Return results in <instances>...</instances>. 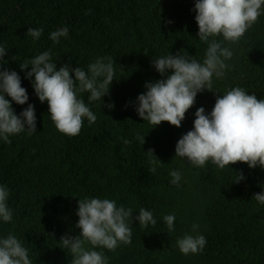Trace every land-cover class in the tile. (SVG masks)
I'll return each instance as SVG.
<instances>
[{
  "label": "trees",
  "instance_id": "1",
  "mask_svg": "<svg viewBox=\"0 0 264 264\" xmlns=\"http://www.w3.org/2000/svg\"><path fill=\"white\" fill-rule=\"evenodd\" d=\"M195 0H0V44L8 49L5 68L16 70L29 93L24 105L13 102L19 114L35 105L37 131L25 130L0 140V184L10 189L13 220L0 222V235L15 234L30 249L33 264H71L61 237L78 235L79 199L109 198L133 209L153 211L155 226L131 225L130 244L104 249L109 264H264V205L253 195L264 191V169L236 162L219 169L210 162L197 168L175 157V146L193 128L196 110L211 111L216 96L241 86L264 98V15L236 44L223 79L213 90L198 93L182 125L168 121L151 125L135 111L136 97L145 83L161 79L154 56L186 49L197 59L207 44L200 41ZM172 23H167L168 21ZM67 26L69 37L54 44L51 31ZM43 27L39 40L27 35ZM217 39H223L217 37ZM51 50L57 66L70 63L85 70L97 57L110 56L115 77L104 105L93 102L95 123L87 120L81 132L69 136L51 120L47 102L41 103L21 62ZM31 65H29V69ZM74 76V73H72ZM88 93L83 97L87 103ZM108 103L115 107L109 109ZM145 137V143L137 140ZM129 141L125 143V141ZM154 151V153L148 152ZM155 160L156 172L150 171ZM182 172L178 185L169 175ZM244 179L239 180V174ZM239 180V181H238ZM238 181V182H237ZM175 213V231L167 232L163 215ZM198 224L196 232L192 225ZM203 234L202 253L183 254L177 238ZM61 246V247H60Z\"/></svg>",
  "mask_w": 264,
  "mask_h": 264
},
{
  "label": "clouds",
  "instance_id": "2",
  "mask_svg": "<svg viewBox=\"0 0 264 264\" xmlns=\"http://www.w3.org/2000/svg\"><path fill=\"white\" fill-rule=\"evenodd\" d=\"M193 10L199 29L197 36L207 44L203 58H195L186 49L175 54L154 56L152 64L162 78L146 82V91L140 93L134 102L138 116L154 127L163 121L180 127L186 113L195 104L198 93L205 90L219 93L213 90L214 79L226 76L231 67L229 61L234 56V49L228 45L239 42L264 15V0H195ZM43 31V27H30L27 35L39 40ZM68 37L67 26L49 34L54 44ZM7 51L0 44V140L11 143L10 136L25 130L29 135L37 131V116L33 103H28L19 114L13 107V102L19 105L28 102L29 93L22 86L21 75L4 67ZM20 68L25 71V78L31 81L40 102L48 103V112L56 128L69 136L78 135L85 120L89 125L95 123L97 115L91 106L93 102L104 105V97L110 95L112 83L117 79L110 56L97 57L86 70L81 66L73 67L70 63L58 67L50 49L28 62H21ZM84 93H88L87 103ZM106 107L112 109L115 105L108 103ZM194 115L193 128L176 143L174 158L186 160L197 168L205 167L209 162L219 169L236 162H246L249 168L259 166L264 169V98L235 86L216 96L210 112L201 106ZM136 139L145 143V137L137 135ZM148 152L154 153L152 150ZM152 164L150 171L155 173L156 161L153 160ZM169 175L172 184L178 185L182 180L179 169L171 170ZM242 179L244 176L241 173L239 180ZM9 197L10 189L0 184L2 223L13 220ZM253 197L264 205V191L255 193ZM133 212L132 208L118 205L114 199L80 198L76 227L81 231L75 236L65 234L60 239L62 248L72 256L71 264H109L104 249L115 251L121 243L130 244L134 220L139 221L141 228L157 224L153 211L142 207L135 217ZM162 219L167 225V232H174L175 213L163 215ZM198 227V224H193V232ZM176 243L179 250L188 255L202 253L207 240L203 234L185 233L177 238ZM0 264H33L30 249L15 234L0 235Z\"/></svg>",
  "mask_w": 264,
  "mask_h": 264
}]
</instances>
